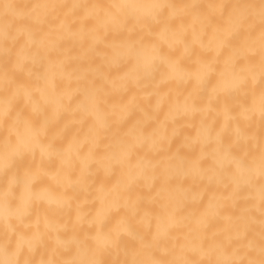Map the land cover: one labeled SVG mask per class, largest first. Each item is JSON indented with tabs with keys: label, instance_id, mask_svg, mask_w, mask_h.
Instances as JSON below:
<instances>
[{
	"label": "clouds",
	"instance_id": "1",
	"mask_svg": "<svg viewBox=\"0 0 264 264\" xmlns=\"http://www.w3.org/2000/svg\"><path fill=\"white\" fill-rule=\"evenodd\" d=\"M108 258L264 264V0H0V264Z\"/></svg>",
	"mask_w": 264,
	"mask_h": 264
},
{
	"label": "bare ground",
	"instance_id": "2",
	"mask_svg": "<svg viewBox=\"0 0 264 264\" xmlns=\"http://www.w3.org/2000/svg\"><path fill=\"white\" fill-rule=\"evenodd\" d=\"M218 27V26H217ZM224 36L227 37L228 36V32L227 30L225 29L224 30ZM213 39L215 40V36H213ZM237 42H233V46H236ZM239 47L241 49V54L245 57L244 59V63H247L248 62V57H250L251 55L254 54L255 52V49L253 47H251L250 45L247 44V41H244V42H239ZM228 53L225 52V55H227ZM195 75H199V73H195ZM166 91L171 95V97L173 99L177 98L178 96H186V95H191L195 89H189V90H179L175 87H172V86H169ZM114 103H119L118 100H115ZM161 119H163V115L161 116ZM185 131H191L190 128L188 129H185ZM71 134V130H69V135ZM72 147L71 144L67 145L66 148L68 150H70ZM45 172V174H47L49 177H50V180L52 182H55L58 178V172H54V171H50L48 169H44L42 170ZM109 261H110V258L106 259V264H109Z\"/></svg>",
	"mask_w": 264,
	"mask_h": 264
}]
</instances>
